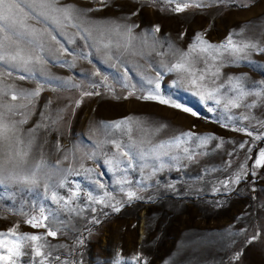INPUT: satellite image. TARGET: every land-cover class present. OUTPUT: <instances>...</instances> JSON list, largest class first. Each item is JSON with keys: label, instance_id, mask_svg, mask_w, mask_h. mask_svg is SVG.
<instances>
[{"label": "rangeland", "instance_id": "rangeland-1", "mask_svg": "<svg viewBox=\"0 0 264 264\" xmlns=\"http://www.w3.org/2000/svg\"><path fill=\"white\" fill-rule=\"evenodd\" d=\"M198 2L176 12L168 0H56L85 10L72 26L19 0L48 19L19 12L35 34L7 51L33 62L0 63V112L15 123L0 145V233L9 247L14 227L44 238L19 241L18 264H264V167L254 166L264 149L254 139L264 137V0ZM198 33L250 47L204 51ZM156 83L196 115L138 99ZM36 165L37 183L25 182ZM42 215L48 228L26 223Z\"/></svg>", "mask_w": 264, "mask_h": 264}, {"label": "snow or ice", "instance_id": "snow-or-ice-1", "mask_svg": "<svg viewBox=\"0 0 264 264\" xmlns=\"http://www.w3.org/2000/svg\"><path fill=\"white\" fill-rule=\"evenodd\" d=\"M98 2L100 4H105V0H98ZM150 2H155V0H150ZM191 2H197V6H202L198 0H168V3H176V8L174 9V11L176 12H182L184 11V9L186 7H188L189 3ZM219 2V0H218ZM243 6H247V5H243ZM38 7L40 9H44V8H50L52 11L54 12H58L61 13L64 17V19L66 21H68L70 24H72V26H76L75 25V21L77 19H81L84 18L85 15V10H81L78 8H74L72 6H60L57 7L56 6V0H38ZM87 11H91V9L87 10ZM19 12H23L25 14V16H31V18L33 20H36L37 22H40L41 17H43L45 20L48 19V17L45 15V13L43 11H37L36 7H31L29 6V10L25 11L24 6H22L19 3V0H0V63H9L10 66H14V62L19 58L21 59L25 64L27 63H32L33 62V58L29 57L27 60H24L23 57L20 56L19 51H17L15 54H13L10 51H7V48L10 46V42H15L16 39H18L19 37H21L22 35L28 34V35H34L35 34V29L27 24L24 20H21L19 18L18 13ZM137 12H133L131 13V15H137ZM20 26L21 29H23V32L18 31L16 28V25ZM138 27V25H127V31L129 33H131L132 29ZM31 29V31H30ZM153 30L155 32H160L161 28L160 25H153ZM53 40H56V36L53 35L52 36ZM196 40L201 44V45H206L205 49H202L204 51H206L208 48H216V47H220V48H224V47H229L232 49L233 52H241L243 51V49H246L248 47H250L249 44L245 43L243 45V47H240L236 44L233 43V39L232 36L229 35V37L227 38V45H219V46H215L212 45L211 43H209L208 41L204 40L203 35L198 33L196 35ZM59 42V41H57ZM27 43L29 44H34L37 43L34 40H28ZM37 46L42 48L43 45L42 44H38ZM254 47V45H253ZM65 51H67V49H64ZM264 50V49H261ZM35 62L36 63H40L41 62V57H36L35 58ZM177 68H181L183 67V65L181 64H177L176 65ZM11 74V73H10ZM20 79H26L27 77L24 75H21L19 77ZM202 78V77H201ZM99 94V93H96ZM11 95V99L13 101H15L17 99V96H36L39 95V90L35 91V92H31V93H16L13 92L10 94ZM85 95H91V93H85ZM257 95H259V93H257ZM126 98V97H125ZM138 99H143V100H148V101H156L160 104L163 105H169L173 108H177V109H181L182 105L179 103H176L174 101L171 100V98H165L161 92H160V84L156 83L155 85V89L150 92L148 95H144V96H140L138 97ZM2 106V105H0ZM182 110L184 112H191V109L187 108V107H183ZM8 111H12V108L9 107ZM191 114L193 116L196 115L195 112H191ZM4 114L3 112H0V145L3 144V141H5L6 139H8V133L9 131H11L12 129L15 128V123L12 125V129H10L9 124L5 122L4 118H3ZM130 119V118H129ZM26 120H22L19 121L18 123H25ZM121 122H115V126L119 127ZM246 131V134L250 137L254 136V133L251 131ZM185 135H189L191 136V133L185 134ZM205 141L208 139L203 138ZM255 140H261L264 139V137H262L261 135L257 134L254 136ZM18 143H23V141L18 140ZM30 144V142H29ZM241 148L244 147V144L242 143L240 145ZM18 155H20V153H17ZM23 155L26 156L27 152H23ZM191 155V154H190ZM254 166L257 168H262L264 167V149H260L258 151V155L257 158L254 161ZM40 170V165H36V167L31 171L30 175H25L24 180L25 182L30 181L31 183L35 184L37 183V179H36V174L37 172ZM0 171H2V166H0ZM0 179H2V177H0ZM239 176H237L236 180L234 181L235 183H239ZM225 187H227L228 185V181H225ZM127 196L129 198V200H132L133 198L136 199H140V197H137L136 193L133 191H128L127 192ZM55 193H53V199H55ZM114 211L119 212L120 208L112 205ZM43 211V210H41ZM47 220L46 216H41V217H31L30 219H28L26 221V223L33 227V228H40V227H45L48 228V225L44 224V221ZM5 234L0 233V247L4 248V252L0 253V264H18L19 258L21 256L27 255V253H25L24 251H22L21 246L19 241H23V240H27V241H31V242H39L42 241L44 238L41 235H37V234H32V235H27V234H20V235H16V228H12L9 230V232L7 233L8 236L10 237H15V239L12 241L11 247L7 246L4 243L3 240V236ZM47 236H51V237H55L56 236V232L54 230L49 229L47 231ZM256 239V236L254 235L253 237L250 238V240L248 241L249 243L253 240ZM44 247V244L42 243H36L34 247H32V252L34 253L35 257H43L45 256V253L42 252V248ZM58 259V257H57ZM137 260H139V256L136 257ZM236 259H239V254L236 256ZM25 264H30V262H25ZM38 264H44V259L39 260Z\"/></svg>", "mask_w": 264, "mask_h": 264}]
</instances>
